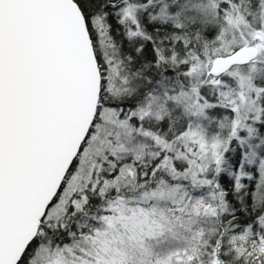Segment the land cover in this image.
Returning a JSON list of instances; mask_svg holds the SVG:
<instances>
[{
    "label": "snow or ice",
    "instance_id": "obj_1",
    "mask_svg": "<svg viewBox=\"0 0 264 264\" xmlns=\"http://www.w3.org/2000/svg\"><path fill=\"white\" fill-rule=\"evenodd\" d=\"M0 264H264V0H0Z\"/></svg>",
    "mask_w": 264,
    "mask_h": 264
}]
</instances>
